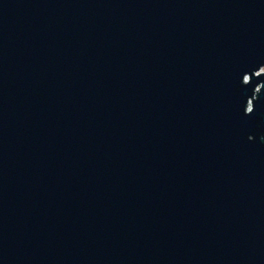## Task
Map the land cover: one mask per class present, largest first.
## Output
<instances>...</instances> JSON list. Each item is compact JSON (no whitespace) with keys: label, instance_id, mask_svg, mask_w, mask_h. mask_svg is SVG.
<instances>
[{"label":"water","instance_id":"water-1","mask_svg":"<svg viewBox=\"0 0 264 264\" xmlns=\"http://www.w3.org/2000/svg\"><path fill=\"white\" fill-rule=\"evenodd\" d=\"M0 264H264V0H0Z\"/></svg>","mask_w":264,"mask_h":264}]
</instances>
